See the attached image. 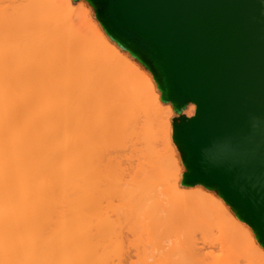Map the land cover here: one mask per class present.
I'll list each match as a JSON object with an SVG mask.
<instances>
[{
	"label": "bare ground",
	"instance_id": "bare-ground-1",
	"mask_svg": "<svg viewBox=\"0 0 264 264\" xmlns=\"http://www.w3.org/2000/svg\"><path fill=\"white\" fill-rule=\"evenodd\" d=\"M8 2L0 4V264H114L127 242L132 248L122 251L141 257L129 262L120 248L129 264L150 263L152 253V264L182 253L185 264H198L203 247L195 249L192 227L222 225L221 245L232 243L239 224L226 204L203 188L179 187L173 111L154 80L117 46L88 36L83 21L72 22L70 0ZM191 103L183 118L196 115ZM176 218L184 231L193 223L187 235ZM121 231L132 238L123 243ZM144 240L155 242L146 245L152 251Z\"/></svg>",
	"mask_w": 264,
	"mask_h": 264
},
{
	"label": "water",
	"instance_id": "water-1",
	"mask_svg": "<svg viewBox=\"0 0 264 264\" xmlns=\"http://www.w3.org/2000/svg\"><path fill=\"white\" fill-rule=\"evenodd\" d=\"M177 110L187 182L217 188L264 245V0H92Z\"/></svg>",
	"mask_w": 264,
	"mask_h": 264
},
{
	"label": "rangeland",
	"instance_id": "rangeland-1",
	"mask_svg": "<svg viewBox=\"0 0 264 264\" xmlns=\"http://www.w3.org/2000/svg\"><path fill=\"white\" fill-rule=\"evenodd\" d=\"M71 1V3H72V5H73V8L75 7L76 9H75V16H74V19H73V21L72 22H74V23H77L78 21H83V23H84V25H83V27H82V29L84 30V32H85V30L87 31V34H88V36H91V37H93V38H98V41H99V43H102L103 41H106L109 45H114V46H117L124 54H126V55H128L129 57H130V59H132L131 61H133V63L132 64H134L135 65V68H140V70L141 69H143L144 71V73L146 72V74H148L151 78H152V80H154V82L156 83V85H157V87H158V92H159V95H160V100H161V103H162V105L164 106V107H167V106H171L172 107V111H173V114H172V116H171V118H172V121H171V141H172V144H173V146H175V148H176V155H177V161L179 162V167H180V172H179V178H178V184H179V187H180V189L181 190H186V191H188V190H193V189H199V188H203L205 191H207L208 193H211V194H213V195H215L214 197H216L217 199H220V200H222L225 204H226V206L228 207V209L230 210V212H231V214L234 216V218H235V221L234 222H236L237 224H239V225H237L238 227H237V229H238V231H239V236L237 235V234H235V235H237L239 238L237 239V236H235L234 237V235H233V240L231 241L232 243H228V242H226V244H225V241H223V243L222 244H224V246H226V249H224V246L223 245H221V242H222V240L219 238V233H218V229L220 228V229H223V227H222V225H221V227H219L217 230H216V228L214 229V231L213 230H206V231H202L200 228H193L192 227V224L193 223H188V225L190 224V227H192V228H190V227H187L186 229L187 230H185V231H189L188 229L190 228V230L191 231H193V232H191V234H190V232H189V234H190V238H191V241H194V243H196V244H193L194 245V247H195V249H197L200 245H202L201 247H203V249H202V253L205 255V256H203V254L202 253H200V254H202V255H200V254H198L199 253V251L201 250L200 249V247L198 248L199 249V251H195L196 252V255H199L198 257H199V261L197 260V262H198V264H218V262H216L217 261V259H218V257H220L219 258V261L220 262H222V263H225V261H226V258L228 259V261H226V264H264V245L261 243V240H260V238H259V236H258V234H257V232L255 231V229L249 224V223H247L244 219H243V217L238 213V211L233 207V206H231L225 199H224V197L222 196V194H221V192L217 189V188H215V187H210V186H206V185H203V184H196V185H191V184H189L188 182H187V176H188V174H189V167H188V165H187V163H186V161H185V158H184V153H183V151H182V149H181V147L179 146V144L177 143V141H176V125H178L179 123H180V121H181V118H183L184 116H185V114L188 112V111H190L191 109H192V107H193V104L190 102V103H188V105L187 106H185V107H183V108H181V109H179V110H177V108H176V106L172 103V102H170V101H167L165 98H164V95H163V90H162V88H161V86H160V83H159V81H158V78H157V76H156V74L154 73V71L150 68V66L140 57V56H138V55H136L132 50H130V49H128V48H126V47H124L122 44H120L118 41H116L114 38H113V36L108 32V30H107V28H106V25H105V23H104V21L102 20V18H101V14H100V10H99V7L92 1V0H70ZM6 2V3H5ZM0 4H3V7H4V5H6L5 7L6 8H8V6H10V4H9V2H8V0H3L2 2H0ZM8 4V5H7ZM1 8H2V6H0ZM3 10H4V8H3ZM85 28V29H84ZM86 33V32H85ZM90 34V35H89ZM76 43V42H75ZM77 46V43L75 44V46L74 47H76ZM22 58H24V57H22ZM21 60V59H20ZM26 60V59H25ZM27 62H29L28 60H27ZM8 64L9 63H7V69H8V71H10L9 70V67H11L12 65H10V66H8ZM10 64H12L11 62H10ZM27 64V63H26ZM13 65H15V64H13ZM133 65V66H134ZM136 65L138 66V67H136ZM12 68V67H11ZM15 68V67H14ZM13 68V69H14ZM11 71H12V69H11ZM29 77V76H28ZM24 78H25V80H27L28 79V81H25V80H23V77H22V79L21 80H23V82L25 81V82H29V80H30V83H31V81H33L32 79H36V78H34V77H29V78H26L25 76H24ZM39 77H37V79H38ZM29 84V83H28ZM32 84V83H31ZM71 104V103H70ZM72 106V105H71ZM68 108V107H67ZM69 108H70V105H69ZM71 109V108H70ZM69 111H67V113H68ZM174 119H175V121H174ZM78 139H80V138H78ZM78 140H76V142H77ZM163 148L161 147V146H158V150L161 152V150H162ZM162 154V153H161ZM92 155V154H91ZM90 156V155H89ZM92 156H94V155H92ZM108 157V156H107ZM179 157V158H178ZM104 158H106V156L104 157ZM182 168V169H181ZM181 182V183H180ZM164 189V188H163ZM116 202V201H115ZM115 204V203H114ZM215 215V214H214ZM178 217V216H177ZM217 217V216H216ZM224 218V217H223ZM211 219V218H210ZM213 220L212 221H214V218H212ZM218 219V218H217ZM216 219V220H217ZM174 220H176V222L177 223H179L180 221L176 218V219H174ZM224 221V220H223ZM119 222H121L120 224H123L124 222L121 220V221H119ZM118 222V223H119ZM123 222V223H122ZM191 222V221H190ZM193 222V221H192ZM220 222V221H219ZM117 223V224H118ZM170 223H172V222H170ZM175 223V222H174ZM180 223H182V222H180ZM184 223V222H183ZM182 223V225H183V227H182V229H181V231H184V229L183 228H185L186 226H185V223L183 224ZM216 223V222H215ZM221 223H222V221H221ZM173 224V223H172ZM171 224V225H172ZM217 224H219V223H216V225ZM124 225H126V224H124ZM168 225H170V224H168ZM178 225V224H177ZM177 225H175V227L177 226ZM187 225V224H186ZM185 226V227H184ZM220 226V225H219ZM125 227V228H124ZM123 227V231L124 230H126V229H128V227H126V226H124ZM170 227V226H169ZM171 227H173V226H171ZM180 227V228H181ZM218 227V226H217ZM179 228V229H180ZM214 228V227H213ZM170 229H172V228H170ZM174 229H177V228H174ZM179 229H177L178 230V232L180 231ZM192 229H194V230H192ZM165 230H166V228H165ZM171 231V230H170ZM173 231V230H172ZM184 231V233L186 234V232ZM202 231V232H201ZM213 231V232H212ZM117 232H120V231H117ZM122 232V231H121ZM133 232H135V231H133ZM132 232V233H133ZM167 232H169L168 230H167ZM166 232V233H167ZM196 232H199L200 234H201V236H200V234L199 233H196ZM123 233V237L121 238V236L122 235H120V238L121 239H123V243H124V241H125V238H129V239H131L132 237H130L131 236V233H128L127 234V232H122ZM126 233V236L124 235ZM138 232H135V234L136 235H139V233L137 234ZM170 233H172V232H170ZM170 233L169 234H167V235H170ZM177 233V232H176ZM180 233V232H179ZM183 233V234H184ZM193 233V234H192ZM173 234V233H172ZM181 234H182V232H181ZM181 234H179V236L181 235ZM197 236H196V235ZM203 234V235H202ZM133 235V234H132ZM176 234H174V235H171L170 237H172V241H173V239L174 240H176V236H175ZM178 235V234H177ZM187 235V234H186ZM118 236V235H117ZM134 236V235H133ZM165 236V235H164ZM194 236V237H193ZM166 237H168V236H166ZM118 238V237H117ZM136 238H138V236L136 237ZM135 238V239H136ZM142 239H145L146 240V238H148L147 236H145V238L144 237H141ZM169 238V237H168ZM167 238V239H168ZM193 238H195L194 240H192ZM128 239V241H133V240H129ZM138 239H140V238H138ZM204 241H203V240ZM144 240V245H145V249L146 250H148L149 249V251H152V249H150V248H148L147 249V247H148V245L149 244H152V243H147L146 244V242L148 241H145ZM164 240H165V238H164ZM171 240V239H170ZM200 242H199V241ZM221 240V241H220ZM236 240L237 241H239V242H236ZM119 241V240H118ZM142 241V240H141ZM169 241V240H168ZM168 241H162L163 242V244L164 245H166L167 243H168ZM196 241V242H195ZM201 241H203V243H206V244H203ZM218 241V242H217ZM219 241H220V243H219ZM125 242H127V239H126V241ZM135 242H138V241H135ZM134 242V243H135ZM157 242V241H156ZM171 242V241H170ZM168 243V244H170L171 245V243H173V242H171V243ZM233 242L234 243H236V244H233ZM121 243V242H120ZM133 243V244H134ZM140 243L141 242H139V243H136L137 245L135 246V245H133L134 247H136L137 248V250H138V252L140 251L138 248L139 247H137L138 245L140 246ZM143 243H142V245H143ZM155 243V242H154ZM153 243V244H154ZM216 243V244H215ZM122 244V243H121ZM127 244H129V245H124V247L122 248V247H119V252H117L118 254H121L120 253V248H121V252H122V254L121 255H125V260H126V258H128V256H127V254H129V256L132 254L131 253V251L132 250H130V253H124V251H125V249H126V247L125 246H128V248H127V250H129V248L131 249L132 248V244L131 243H128L127 242ZM130 244H131V247H130ZM162 244V243H161ZM162 244V245H163ZM187 244V243H186ZM227 244H229L230 245V247L232 246L231 244H233V246H232V251H227L228 249H230L231 250V248L229 247V245H227ZM141 245V246H142ZM146 245H147V247H146ZM154 245H156V244H154ZM189 245V244H188ZM209 247H208V246ZM212 245V246H211ZM214 245V246H213ZM121 246H123V245H121ZM166 246H168L169 247V245H166ZM166 246H165V248H166ZM180 246H182V245H180ZM186 246V245H185ZM205 246V247H204ZM211 246V247H210ZM221 246H223V249L224 250H226L225 252L226 253H223L224 252V250H221ZM239 246V247H238ZM154 247V246H153ZM152 246H151V248H153ZM188 247V246H187ZM228 247V248H227ZM249 247V248H248ZM252 247H255L256 249H257V253L255 254V255H253V253H254V251L255 250H253V248ZM118 248V247H117ZM136 248H134L133 250V253L135 254V250H136ZM180 248H182V247H180ZM189 248V247H188ZM236 248V249H235ZM248 248V249H247ZM250 248H252L251 249V251H253V252H251L249 249ZM142 249V248H141ZM166 249H168V248H166ZM182 249H185V247L184 248H182ZM209 249H211L210 251H209ZM240 249V250H239ZM122 250H124V251H122ZM186 251H187V249H185ZM184 250V251H185ZM207 252H206V251ZM148 251V252H149ZM165 251V250H164ZM183 251V252H184ZM235 251H237V252H239L240 251V253H238V254H236V256L233 254ZM129 252V251H128ZM143 253V251H140V254H141V256H142V253ZM201 252V251H200ZM206 254H205V253ZM229 252H233L232 254L237 258V256H238V258L236 259L234 256H232L231 257V259L230 258H228V255L230 254V255H232L231 253H229ZM117 253H115V255H114V258L113 259H117L116 261H117V264H122V260H123V258L124 257H122V256H120V255H118ZM137 253V252H136ZM209 253V254H208ZM244 253H247L248 255H246V254H244ZM151 254V253H150ZM153 255H152V257L154 256V255H156V253L154 254V253H152ZM173 254H175V253H173ZM183 254V255H182ZM181 255H182V257L185 255L184 253H182ZM192 254H195L194 252L192 253ZM192 254H189V255H191L192 256ZM213 254V255H212ZM226 254H228V255H226ZM241 256H240V255ZM117 255V256H116ZM146 257H144L143 259H145L146 258V260H147V258H149L151 255H149L148 256V253L147 252H145V254H144ZM180 255V256H181ZM194 256V257H191L192 259L193 258H197V256ZM207 255H208V257H207ZM223 255H225L224 256V258L222 257ZM230 255H229V257H230ZM115 256L117 257V258H115ZM118 256H120V257H118ZM127 256V257H126ZM132 256V257H131ZM127 260L130 262V260H132V258L134 259V261L136 260L135 258H137V256L139 257V254L138 255H131ZM136 256V257H135ZM176 255H174V256H172V254H170V257H175ZM179 256V257H180ZM245 256H247L248 258H246ZM122 257V258H121ZM143 257V256H142ZM150 258L149 260L151 261H153L154 260V257L153 258ZM166 257V256H165ZM164 256H163V259L165 258ZM169 257V256H168ZM169 257V258H170ZM179 257H175L174 259L175 260H178V261H180L181 263H183V264H185L184 262H185V259H187V258H185V257H183V259L181 260ZM188 257V256H187ZM202 257V258H201ZM205 257H206V259H205ZM120 258V259H119ZM141 257H139V260H141L140 259ZM178 258V259H177ZM211 258V259H210ZM142 259V260H143ZM171 259V258H170ZM180 259V260H179ZM202 259V260H201ZM209 260V262H207L208 260ZM125 260H123V262H124V264L127 262L128 264H129V262L128 261H125ZM138 260V259H137ZM146 261V262H150V261ZM165 261L167 260V259H164ZM175 260H172L171 259V263H169V264H172ZM200 260L202 261V262H200ZM212 260V261H211ZM225 260V261H224ZM233 260V261H232ZM111 261H114V260H112V258H111ZM116 261H114V264H116L115 262ZM151 261V262H152ZM169 261V260H168ZM168 261H167V263H168ZM189 261V260H188ZM204 261V262H203ZM206 261V262H205ZM216 263H215V262ZM229 261H230V263H229ZM119 262V263H118ZM137 262H140V261H137ZM143 262V261H142ZM141 262V264H143ZM150 262V263H151ZM177 262V261H176ZM187 262V261H186ZM190 263H191V259H190V261H189ZM126 263V264H127ZM135 263V262H134ZM150 263H146V264H150ZM181 263H177V264H181ZM190 263H188V264H190ZM193 263H194V261H193ZM192 263V264H193ZM113 264V263H112ZM132 264V263H131ZM136 264V263H135ZM138 264H140V263H138ZM144 264H145V262H144ZM152 264V263H151ZM163 264H164V262H163ZM174 264V263H173ZM176 264V263H175ZM197 264V263H196Z\"/></svg>",
	"mask_w": 264,
	"mask_h": 264
}]
</instances>
